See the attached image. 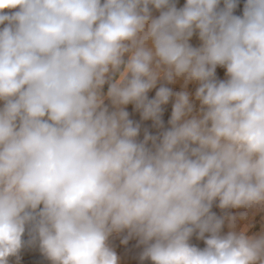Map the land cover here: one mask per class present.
Masks as SVG:
<instances>
[{"label": "clouds", "instance_id": "9594fccd", "mask_svg": "<svg viewBox=\"0 0 264 264\" xmlns=\"http://www.w3.org/2000/svg\"><path fill=\"white\" fill-rule=\"evenodd\" d=\"M238 2L0 0V264L26 231L51 264H119L125 231L152 264H264L238 226L264 211V0ZM173 96L138 141L125 106L162 127Z\"/></svg>", "mask_w": 264, "mask_h": 264}, {"label": "rangeland", "instance_id": "374dc122", "mask_svg": "<svg viewBox=\"0 0 264 264\" xmlns=\"http://www.w3.org/2000/svg\"><path fill=\"white\" fill-rule=\"evenodd\" d=\"M244 3H245V0H239L238 6L234 11L235 15H242ZM220 6L223 7V3H221ZM153 12H154L153 13L154 16L159 15V10L154 9ZM0 27H2V26H0ZM189 42L193 47H199L201 44V41L198 38V33H194L193 37L190 39ZM216 75H217V79H219V80L227 79L226 69H224L222 67H219V66L217 67ZM159 83H161V82L159 81ZM165 83L166 84H162V85H165L166 87H169L170 89H172L173 93L183 90L182 89V81L177 82L175 84H168L166 81H165ZM106 87H107V85H105V88ZM197 87H198V84L192 83V84H189L188 88H187V90L193 95V101H192L193 105H194V113L193 114L198 112L200 109L199 101H196L194 98V93H195ZM155 89L156 88L150 90L149 93L147 94L149 99H152L155 97V93L158 90V89L157 90H155ZM173 103H174V96L172 98H170V100L167 104L162 105V113H161L162 127L161 126L156 127L157 125L151 119L144 120L142 118L141 112L135 108L134 104H129V105L125 106V110L130 112L129 118L134 123H137L140 125V132H139V135L137 137L138 141H143V138H144L146 132L150 135H153V136H160L163 131L168 130L171 127V125L169 124V120L171 119ZM0 107H3L2 101H0ZM109 110L110 111L113 110L112 106L109 108ZM166 122L168 124H166ZM159 128L161 129L160 130L161 132L159 131ZM150 130H151V132H150ZM149 144H151V141ZM149 144H148V146H149ZM217 205H218V201L215 202L213 204V207H212V211L217 216H223L226 214L239 215L240 213L246 211L245 209L222 210ZM223 231L225 233L228 231L227 224L225 225ZM25 235H29V233L26 231L24 236ZM126 236H127V232L125 231V232L119 233L116 236V238L113 239L112 241H108L109 246L116 252V254L119 258V264H152V262L150 260H147V259L141 260L140 259V256H141V253L143 251L144 246L140 245L137 237H135V236L129 237L127 240V243H122V241L124 240V238ZM29 237H28V240H29ZM190 243L193 244L194 246L199 247V248L205 247L204 241L201 239H197L196 234H194L192 236V238L190 239ZM37 244H33L30 247H28V249L30 248L29 250L27 249V246L24 247L23 249H21V251L18 254V257H16V256L9 257V264H44V262L46 264H51V261H49L42 254V252L40 251V249L38 247L39 245H37ZM43 256H44V258H43ZM46 261H48V263Z\"/></svg>", "mask_w": 264, "mask_h": 264}, {"label": "crops", "instance_id": "0c3cea01", "mask_svg": "<svg viewBox=\"0 0 264 264\" xmlns=\"http://www.w3.org/2000/svg\"><path fill=\"white\" fill-rule=\"evenodd\" d=\"M174 2L176 3V6L178 8H180V7H183L186 0H174ZM153 11H154V8L152 9V15L154 13ZM157 16L158 15H156V16L153 15V17H157ZM160 82L161 83H159V82L157 83V87L155 90H157L160 86H165V85H162V84H166L165 81L161 80ZM104 92L105 93L107 92V87L104 89ZM105 104L109 108L111 107V103L107 99L105 100ZM150 145L151 144H149V147H151ZM245 224L250 225L249 233H248L249 235L260 234V233L264 232V211L258 212L255 215H252L250 213L248 216V219L243 221V222H240L238 226H244Z\"/></svg>", "mask_w": 264, "mask_h": 264}, {"label": "bare ground", "instance_id": "6f19581e", "mask_svg": "<svg viewBox=\"0 0 264 264\" xmlns=\"http://www.w3.org/2000/svg\"><path fill=\"white\" fill-rule=\"evenodd\" d=\"M195 84V83H194ZM129 112V111H128ZM129 115H130V112H129ZM166 115V114H165ZM167 117V116H166ZM168 121V120H167ZM147 124V123H146ZM166 124H168L167 122H166ZM167 126V125H166ZM156 127H158V126H156ZM167 128V127H166ZM161 129L159 128V131H160ZM150 132H151V130H150ZM153 132V131H152ZM161 132V131H160ZM154 134V133H153ZM144 139V138H143ZM149 143H150V141H149ZM151 146V145H150ZM28 232V231H27ZM26 233V232H25ZM118 234L117 233H113L110 237H109V241H112L113 239H115L116 238V236H117ZM28 237H29V235H25V236H23V240L26 242L25 243V245L22 247V249L24 248V247H26L27 246V249H28V247H30L31 245H33V244H37V243H27L31 238L29 237V240H28ZM27 244V245H26ZM38 245V244H37ZM141 245V244H140ZM138 246V245H137ZM39 247V246H38ZM130 248V247H129ZM30 249V248H29ZM28 249V250H29ZM21 251V250H20ZM32 253V252H31ZM43 258H44V256H43ZM41 259V258H40ZM20 261V260H19ZM40 261V260H39ZM128 261V260H127ZM47 263H48V261H46ZM50 263V262H49ZM44 264H46L45 262H44Z\"/></svg>", "mask_w": 264, "mask_h": 264}]
</instances>
